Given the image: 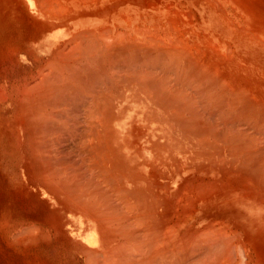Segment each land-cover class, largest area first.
<instances>
[{
	"label": "bare ground",
	"instance_id": "6f19581e",
	"mask_svg": "<svg viewBox=\"0 0 264 264\" xmlns=\"http://www.w3.org/2000/svg\"><path fill=\"white\" fill-rule=\"evenodd\" d=\"M203 1L30 0L35 31L0 48L10 184L49 194L44 222L67 216L54 236L83 264H250L248 230L264 235V88L244 49L264 33L229 17L235 0Z\"/></svg>",
	"mask_w": 264,
	"mask_h": 264
},
{
	"label": "rangeland",
	"instance_id": "374dc122",
	"mask_svg": "<svg viewBox=\"0 0 264 264\" xmlns=\"http://www.w3.org/2000/svg\"><path fill=\"white\" fill-rule=\"evenodd\" d=\"M194 1L196 3L198 2V0ZM220 1L223 3V0ZM206 3L207 0H204L201 5L204 6ZM231 3L236 5V7ZM231 3L227 7H224L228 10L229 17L237 25L245 26L247 31L249 30L248 33L252 31L250 34L254 33L255 36L256 34L263 35L264 0H235L231 1ZM240 5H243L246 9L247 13L245 15L247 17L243 16V14H238V7L241 8ZM31 6L30 0H0V48L3 46L7 47L11 43H21L33 34L35 26L32 23V18L27 13V7L30 8ZM205 6H208V4ZM200 9L202 8L200 7ZM213 12V16L219 17V13L215 7L213 8ZM247 44L248 46L244 49L247 48L249 50L251 62L256 63L255 65L253 64L255 73L252 78H256L252 79V81L254 80L253 84L264 88V78L262 79L264 75V48L253 42H248ZM12 49L10 46V50ZM22 60L23 63L20 65L19 71L14 74H22L23 68L32 65L30 59L22 57ZM10 77H12L11 72H0V86L2 88L4 87L3 89L5 87L6 90L11 89L13 82L9 79ZM13 102L11 100L9 102L7 101L8 104L0 103V264H83L78 261V256L73 257L72 253L62 249L61 242L57 241L56 236H54L59 233L60 225L61 228H64V222H67L65 221L67 216L64 213V216H58L60 217V221L55 225H48L44 222L43 217L47 219V222L53 217L52 215L50 217V213H45L44 211L48 209L55 210L56 208L55 204H53L54 202L52 203L49 200L44 201L50 198L49 194L46 192L40 193L39 189L38 191L35 190L36 188L28 181L27 183L25 182V188L16 190L10 184L11 178L8 167L9 150L4 143L2 133L13 112ZM31 200L34 202L32 203ZM34 203L35 205H33ZM32 224L39 227L40 231H36V233H34L35 231H28V233L25 230L26 234L23 229H27ZM257 230V228H254V230L249 229L247 234L252 252L250 264H264V235H261L260 231ZM21 231L23 232V236ZM31 232L33 233L31 234ZM70 256L71 258H69Z\"/></svg>",
	"mask_w": 264,
	"mask_h": 264
}]
</instances>
